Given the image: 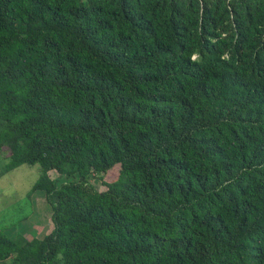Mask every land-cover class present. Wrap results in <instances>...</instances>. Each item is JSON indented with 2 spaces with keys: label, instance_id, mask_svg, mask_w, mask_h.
<instances>
[{
  "label": "trees",
  "instance_id": "trees-1",
  "mask_svg": "<svg viewBox=\"0 0 264 264\" xmlns=\"http://www.w3.org/2000/svg\"><path fill=\"white\" fill-rule=\"evenodd\" d=\"M0 151L53 226L0 263L264 264V0H0Z\"/></svg>",
  "mask_w": 264,
  "mask_h": 264
},
{
  "label": "rangeland",
  "instance_id": "rangeland-1",
  "mask_svg": "<svg viewBox=\"0 0 264 264\" xmlns=\"http://www.w3.org/2000/svg\"><path fill=\"white\" fill-rule=\"evenodd\" d=\"M7 153L0 151V169L8 162ZM38 175V165L20 164L0 174V232L13 240L40 239L52 229L50 208L42 191L32 190ZM116 175V168H111L104 175L111 180ZM92 184L102 189L98 182ZM10 260L4 263L9 264Z\"/></svg>",
  "mask_w": 264,
  "mask_h": 264
}]
</instances>
